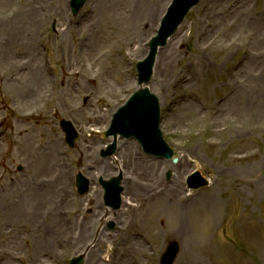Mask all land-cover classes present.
<instances>
[{
    "label": "rangeland",
    "instance_id": "1",
    "mask_svg": "<svg viewBox=\"0 0 264 264\" xmlns=\"http://www.w3.org/2000/svg\"><path fill=\"white\" fill-rule=\"evenodd\" d=\"M70 1L0 0V76H5L0 82L1 264H8L9 258L24 264H70L80 253L88 256V250L99 243L105 254L110 247L114 264L121 261V253L136 257L137 264H160L171 240L182 249L176 264H264V0H242L230 11L233 0H202L169 41V45L177 42L179 53L173 75L156 88L154 70L149 87L160 99L164 138L180 162L155 160L143 154L137 143L135 152L127 156H139L144 167L152 161L163 164L153 174L147 167L135 166L140 158L131 163L123 162L121 154L117 160L103 159L100 153L106 141L101 135L109 129L112 114L136 91L135 66L147 57L148 43L158 33L171 0L155 11L151 24L141 16L150 12L143 0L141 5L137 0H88L77 16ZM31 2L34 5L29 7ZM85 29L95 33L94 42H89ZM63 39L65 46L60 45ZM28 50L41 66L45 90H39V83L31 85L32 100H20L13 79L22 65L29 64ZM248 53L260 57L246 62ZM251 67L257 69L255 76L250 75ZM180 79H184L181 84ZM179 98L185 101L176 103ZM187 100L195 105L194 111L188 110ZM182 115L186 117L179 118ZM15 116L28 122L20 125ZM61 119L71 121L80 133L75 149L65 143ZM52 139L59 147L48 155ZM240 155L248 158L240 160ZM101 161L110 163L109 175L117 171L118 176V166L126 169L124 180L139 189L131 196V190L125 189L122 209L108 221L117 228L98 236L94 223L101 216L96 217L94 210H100L104 192L92 183L87 194L78 195L75 177L81 173L88 180L98 179ZM194 171L206 177L210 186L198 191H188L186 183L182 186L187 197L193 195L191 200L203 198L181 215L193 236L186 245L176 237L173 223L179 209L168 205L170 189L150 201L147 194L167 185V173L172 180L185 182ZM44 181L48 184L39 189ZM50 181L55 195L40 200V190L51 192ZM28 185L31 191L26 192ZM25 204L37 207L34 218L21 212ZM52 216L54 224L46 219ZM59 217L68 231L57 233ZM90 224L92 231L87 229ZM83 226L85 239L79 243ZM64 239L66 243L59 246ZM133 241L146 244L149 252L133 254ZM186 247L190 253L183 251ZM99 255L95 252L96 261L104 264Z\"/></svg>",
    "mask_w": 264,
    "mask_h": 264
},
{
    "label": "bare ground",
    "instance_id": "2",
    "mask_svg": "<svg viewBox=\"0 0 264 264\" xmlns=\"http://www.w3.org/2000/svg\"><path fill=\"white\" fill-rule=\"evenodd\" d=\"M143 1L147 5L146 6V11H149L150 10V12H148V14H144L143 13V14H141V16L142 17L149 18L148 24H151L153 22V19H154V16H155V11L157 10V12H159L160 11L159 8H161L162 5L164 4V1L166 2L167 0H156L155 2L157 4L154 7V9L151 8L155 4V2L153 0H143ZM220 1L223 2L224 0H220ZM228 1L229 2H232L231 0H228ZM240 1H242V0H233L234 7H229L228 11H230L232 8H235ZM27 2H28V0H26V3ZM137 3L139 5H141L142 4V0H137ZM216 3L219 4L218 2H216ZM33 5H34L33 2H31L29 4V7H31ZM30 17H28V18H30ZM136 19L139 21L138 17ZM91 27H93V26H91ZM87 32L90 34L89 42L91 40L94 42V38L93 37H94L95 33L89 31V29H85V34ZM215 37H217V36H215ZM80 42H82V43L78 45L79 48H81V46L84 44V41L81 40V39H80ZM66 43L67 42L64 39L63 40H60V45L61 46H65ZM176 43H173V44L167 46L166 47V50H164V51L161 50L158 53L157 62H156V66H155V77L157 78L156 85H155L156 88L157 87L159 88L161 85L167 84L168 83V80L173 75V73H172L173 71H171V68H173L172 66H173L176 58L179 55V53L177 52V50L175 48ZM29 55H30V53L27 55V58L29 59V62L28 63H29V66H30V71H29L28 75L25 74L26 77L23 78V77H21L23 75L22 74L20 76H17L16 79H13L14 86H17V89H18L17 96L20 98V100H21V98H24V97L26 98V100H32L34 93L33 92L30 93V86L31 85H37L39 83V90L41 92L45 90L42 87V84H41V79L44 78V77H43V75L41 73L39 74V72L41 70V66L39 67V63H38V60L36 58L32 59V58H30ZM256 55L257 54H250V53H248L247 54V58H246V62L249 61V59L259 58L260 57V56H256ZM246 62H245V64H246ZM256 71H257V69H254L253 67H251L250 68V75L255 76ZM256 79L260 80L259 74L257 75V78ZM183 81H184V79H180V80H178V83L181 84V82L183 83ZM22 85H24L25 88H23ZM21 88H22V90H21ZM149 89H150L151 92H153L152 89H151V87H149ZM180 101L181 102H184L185 99L179 98V100L176 103H179ZM186 102L190 103L188 105H190L191 108L188 109V110H193V108H195V105L193 103L189 102L188 100ZM176 117H178V115H176ZM185 117H186V115H182L179 118L182 119V118H185ZM88 122H90L92 124L95 123L94 120H92V119H88ZM95 124H98V122L96 121ZM225 129L227 130L228 127L227 128L225 127ZM211 144L212 145H215V146H218L220 144V142H212ZM57 147H59L57 139H52V141L48 143V147H47V150L48 151L46 150V152H48V155H49V152L50 153H54L55 152V149ZM132 151H134V147L131 144L128 148H125L124 149V151L122 152V157L125 159L128 155H130L132 153ZM115 159H116V157H114V160ZM53 160L59 161V163L62 162V159H60L58 157H54V159H52V157H51L50 158V161H53ZM50 161L48 163L49 164H52L53 162L51 163ZM140 165H141V162H139V161L135 163V166L136 167H138ZM107 166H108V164H105L104 163L103 169H99V171H98V174L101 175L102 178H104V179L110 177V175L108 174V172H109L108 170H110V169H109V167L106 168ZM162 166H163V164H161V163H159L157 161H155V162L152 161V163L150 164V166L149 167L146 166V167L148 168L147 170L149 171V169H150V173L153 174L154 172L156 173V171H160L162 169ZM125 167L126 166H124V168ZM141 167H142V169L143 168H146L143 165H141ZM124 170H126V169H124ZM127 170H128V167H127ZM181 170H183V169L182 168L179 169L180 172H181ZM121 172L123 173L124 171L121 170ZM111 175H116V172H114ZM47 184H48V182H45V181L42 182V183H40L39 184V189L44 188V186L47 185ZM49 184L52 185L51 192L48 191V192L44 193V191L40 190L39 191V196H41V199L40 200H42L43 198H44V200H46L47 197H50V196L55 195V187H54V184L52 183V181H50ZM122 185H123L124 189L131 190L130 196L132 194H134L139 189V185L136 184V188H134L135 184L134 183L132 184L131 182H129L128 178L123 181ZM25 188H26V192L31 191L30 190L31 189V186L30 185H28ZM169 189H170L169 190V193H167V196H168V198H167L168 205L170 207V204H171L172 207H177V209H179V214H178V212H176L175 215H174V219H175L174 222H175V224L173 223V225H175V231H176V235H177L176 237H178V239H180L181 242H183V239H184V242L183 243H186V241L189 240L190 237L192 238L193 236H191V230L190 229L188 230V228H187V226H186V224H185V222H184V220H183V218H182L181 215H182V213L189 212V209L194 208L195 207V204H197L198 202H200L203 198H200V199L197 198V199L191 200L192 197L191 198H188L187 195L185 194V192L181 188H179V187H177L175 185L170 186ZM165 194H166V192L164 194L160 195V196L163 197V196H165ZM130 200H131V197H130V199L127 200L128 203H129V206L131 207V206H133V204L130 203ZM31 201L33 203H35L33 200H31ZM52 202L55 203V200L52 201ZM1 203H2V201H1ZM56 204H57V202H56ZM30 208L31 207L26 208V204H25L21 208V212L23 213L24 216H26L28 218H34L37 215V212L35 213V210H38V209H37V207L34 208L35 210L33 208H32L33 210L30 209ZM85 208L86 207H83V210ZM187 208H188V210H187ZM183 210H185V211H183ZM29 211H32V212H29ZM21 212H19V215H22ZM107 213H106V215L103 218L104 221H109V219L111 218L110 217V214H109L110 212H107ZM197 213H198V210H196L194 212V215L196 214L195 221L198 222L199 220H198V216H197L198 214ZM94 214H95L96 217H100L102 215V213L99 212V211H97V210H95ZM46 219L50 221V224H54L55 218L53 216L50 217V218L46 217ZM65 225L66 224H64V222H62L60 220V217H59V219H58V226H57V229H58L57 233L59 231L62 232L63 230L68 231V229L64 228ZM45 229H46L45 231H46L47 234H49L51 232L50 230H47V229H50V228L47 227ZM52 229H53V227H52ZM80 235H81V237H80L79 243L80 242H83V240L85 239V233L84 232H82ZM50 236L51 235L49 234L48 237H50ZM194 236H195L194 239H197L198 238L197 235H194ZM33 238L35 239V237H33ZM44 238H46V237L44 236ZM87 241H89V240H87ZM58 243H59V246H60L62 243H66V242H65V239H64V240H61ZM128 244L129 243L125 242V245L126 246ZM189 244H191V243H188V244L186 243V245H189ZM131 246H132L131 248H132L133 254H135L137 256H142L143 254L149 252L148 251V248L145 247L146 244H143L140 241H133V244H131ZM59 249L62 250L61 247ZM190 250L192 252V249H190ZM183 251L186 252V253H188V252L190 253V251L188 250V247H186ZM95 252L96 251H94V252L91 251L88 254V256H86V260L87 261H86L85 264H100V263H98L96 261ZM186 256L184 257V260L186 259ZM1 258H3V255L2 254L0 255V264L3 261ZM13 258H16V257H13ZM135 259H136V257L127 258V256H123L122 261H120L119 264H137V262H136ZM7 260L9 261L8 264H17L16 263L17 262L16 260H13V259H10V258L7 259ZM94 260H95V262H94Z\"/></svg>",
    "mask_w": 264,
    "mask_h": 264
},
{
    "label": "water",
    "instance_id": "3",
    "mask_svg": "<svg viewBox=\"0 0 264 264\" xmlns=\"http://www.w3.org/2000/svg\"><path fill=\"white\" fill-rule=\"evenodd\" d=\"M183 4L181 8L175 7L173 11L167 17L165 24L162 26L160 37L155 38L151 42V50L148 58L138 64L139 71V84L142 86L148 83L153 75V68L156 61V55L158 47L165 45L168 38H170L173 32L177 29L180 20L192 6H195L199 0H182ZM86 0H73L72 6L74 13H78L80 8L84 5ZM180 6V4L178 5ZM182 9V10H181ZM178 12L180 19L175 22H170V18L174 16V12ZM67 126V123H65ZM160 125V108L157 98L152 95L147 89L137 92L133 98L129 101L115 117L113 128L108 134H115L117 131L124 134L133 133L144 141L147 148L155 151L160 155H171L172 152L167 149L162 139V134L159 128ZM166 147L168 152H164ZM162 148V150H161ZM120 179H114L110 185L113 189L114 199L119 206L121 189L118 187ZM108 198L110 190H108ZM179 255V246L173 242L170 244L168 252L163 257V264H174Z\"/></svg>",
    "mask_w": 264,
    "mask_h": 264
}]
</instances>
